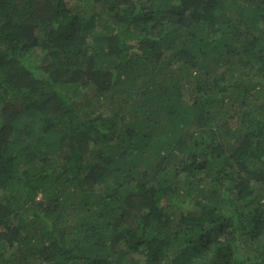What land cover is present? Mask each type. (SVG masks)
I'll list each match as a JSON object with an SVG mask.
<instances>
[{
    "label": "trees",
    "instance_id": "obj_1",
    "mask_svg": "<svg viewBox=\"0 0 264 264\" xmlns=\"http://www.w3.org/2000/svg\"><path fill=\"white\" fill-rule=\"evenodd\" d=\"M0 264H264V0H0Z\"/></svg>",
    "mask_w": 264,
    "mask_h": 264
}]
</instances>
